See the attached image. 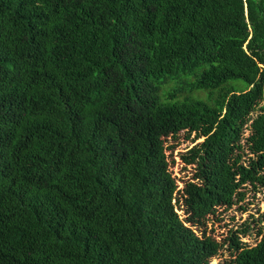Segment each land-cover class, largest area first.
Masks as SVG:
<instances>
[{"label": "trees", "instance_id": "16d2710c", "mask_svg": "<svg viewBox=\"0 0 264 264\" xmlns=\"http://www.w3.org/2000/svg\"><path fill=\"white\" fill-rule=\"evenodd\" d=\"M181 131L202 140L177 189ZM248 186L264 189V0H0V264H210L223 249L264 264L263 227L216 240L175 212L218 219Z\"/></svg>", "mask_w": 264, "mask_h": 264}, {"label": "rangeland", "instance_id": "374dc122", "mask_svg": "<svg viewBox=\"0 0 264 264\" xmlns=\"http://www.w3.org/2000/svg\"><path fill=\"white\" fill-rule=\"evenodd\" d=\"M193 134L190 138H187L186 132L181 131L178 133L176 139H168V145H171L173 149L167 150V154L172 151L169 159L174 160L171 163L172 173L178 183L177 189L182 188L184 181H196L199 166L196 164L186 165L182 162L180 155L186 152L196 142L202 140V138L194 141ZM175 212L186 225L192 227L198 235L205 231L206 235L216 239H223L230 229L240 227L244 221L250 222L251 226H261L264 229V220L261 218V214L264 212V189L252 190L250 186L247 188L246 198L242 203L233 205L227 212L222 213L220 218L209 215L208 221L197 223L190 215V213L182 206H175ZM259 237H255L252 233L250 236L241 237L242 241L247 244H254ZM229 253L227 250H221L215 257L210 260V264H228Z\"/></svg>", "mask_w": 264, "mask_h": 264}]
</instances>
